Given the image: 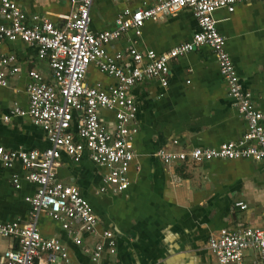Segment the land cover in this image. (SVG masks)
Returning <instances> with one entry per match:
<instances>
[{"label": "crops", "instance_id": "1", "mask_svg": "<svg viewBox=\"0 0 264 264\" xmlns=\"http://www.w3.org/2000/svg\"><path fill=\"white\" fill-rule=\"evenodd\" d=\"M157 1L94 0L90 29H111L122 9L147 7ZM19 4L28 16L47 17L57 26L63 23L62 15L74 9L68 0H19ZM213 16L243 89L252 93L255 105L264 113V4L242 1L233 12L221 8ZM197 29V19L186 7L173 15L147 19L139 36L132 30L123 32L110 50L123 51L135 43L141 51L161 53L188 40ZM1 52L14 53L20 70L8 76V86H0V115L15 102L26 107L28 69L34 68L46 81H52L48 59L38 57L34 46L9 41L0 47ZM167 76L166 86L156 78H145L130 89L138 131L133 139L127 189L115 191L106 186L99 191L104 166L92 161L87 153L80 161L64 152L60 155L57 178L76 186L90 202L99 218L98 232L104 228L113 232L115 253L104 254L113 264H217L208 248L210 237L222 228L237 230L262 224L264 161L220 158L165 163L155 154L159 148L175 151L217 146L244 133L245 123L226 93L212 48L200 45L172 59ZM87 80L104 86L115 82L93 64ZM100 112L102 121L112 127L113 113ZM0 145L7 149H43L49 142L46 132L28 117L12 116L8 122L0 120ZM25 172L18 161L11 168L0 162V219L29 221L30 205L25 196L33 194L36 185L24 178ZM14 173L20 177L19 188L11 180ZM236 201H243L246 207L240 208ZM38 227L45 236L61 239L73 264H90V248L99 236L82 232V242L76 244L74 235L45 213L39 215ZM2 239L0 252L13 244L10 239ZM254 257L255 251H246L245 262L251 264Z\"/></svg>", "mask_w": 264, "mask_h": 264}, {"label": "built area", "instance_id": "2", "mask_svg": "<svg viewBox=\"0 0 264 264\" xmlns=\"http://www.w3.org/2000/svg\"><path fill=\"white\" fill-rule=\"evenodd\" d=\"M74 6L62 15L61 26L49 18L28 16L19 0H0V47L20 40L36 48L40 58H47L52 81L48 82L36 69L27 70L24 91L26 107L17 102L0 115L8 122L12 116H26L32 124L46 132L49 145L38 148H11L0 145V162L11 168L20 162L26 171L24 178L36 185L33 194L25 196L30 205L29 221L0 219V237L12 240V246L0 252V264H73L67 247L56 236H45L38 227V218L45 213L82 242V232L99 236L90 248V264H113L104 254L115 253L112 230L98 232L99 218L90 202L74 185L57 178L62 152L74 161L84 153L104 166L103 184L115 191L128 188V170L134 157L133 139L138 131L136 105L131 87L145 78H156L163 86L168 82L169 62L200 45L212 48L226 93L233 99L239 116L245 123L244 133L235 140L217 146H193L181 150L159 148L155 154L165 163L176 160L195 162L212 159L250 158L264 161V113L255 105L252 93L243 89L233 61L225 48V37L217 29L213 12L224 8L233 12L242 1L264 4V0H158L151 6L122 9L114 19V27L93 32L90 10L94 0H68ZM189 8L198 22V29L186 40L157 53L153 49L139 50L135 43L123 51H111L113 41L123 32L132 30L136 36L147 19L173 15ZM130 60L126 61V56ZM93 64L115 82L103 85L89 83L87 72ZM20 70L14 53H0V86H8V76ZM113 113L114 123L107 126L100 111ZM75 121V129L72 123ZM15 188L20 177L12 174ZM236 205L245 208L243 201ZM78 225H75V224ZM208 248L217 264H247L246 251H255L251 264H264V217L260 226L237 230L222 228L210 237Z\"/></svg>", "mask_w": 264, "mask_h": 264}, {"label": "rangeland", "instance_id": "3", "mask_svg": "<svg viewBox=\"0 0 264 264\" xmlns=\"http://www.w3.org/2000/svg\"><path fill=\"white\" fill-rule=\"evenodd\" d=\"M4 243V240L2 238H0V244Z\"/></svg>", "mask_w": 264, "mask_h": 264}]
</instances>
